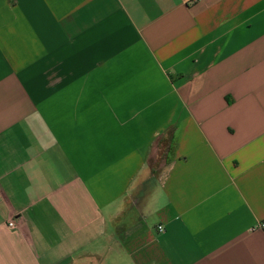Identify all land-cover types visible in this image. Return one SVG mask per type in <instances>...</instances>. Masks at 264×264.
<instances>
[{"label": "crops", "instance_id": "0c3cea01", "mask_svg": "<svg viewBox=\"0 0 264 264\" xmlns=\"http://www.w3.org/2000/svg\"><path fill=\"white\" fill-rule=\"evenodd\" d=\"M263 223L264 0H0V264H264Z\"/></svg>", "mask_w": 264, "mask_h": 264}, {"label": "built area", "instance_id": "2783aa9c", "mask_svg": "<svg viewBox=\"0 0 264 264\" xmlns=\"http://www.w3.org/2000/svg\"><path fill=\"white\" fill-rule=\"evenodd\" d=\"M9 225H10V227H13L14 226V223H10ZM261 228L264 229V223L261 225ZM159 230L160 231H163V228L162 227H159Z\"/></svg>", "mask_w": 264, "mask_h": 264}]
</instances>
